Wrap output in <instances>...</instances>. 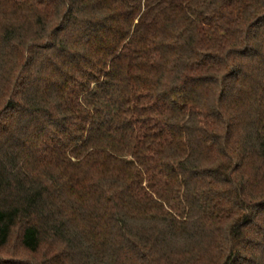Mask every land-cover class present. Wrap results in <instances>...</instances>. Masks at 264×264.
<instances>
[{
  "label": "trees",
  "instance_id": "1",
  "mask_svg": "<svg viewBox=\"0 0 264 264\" xmlns=\"http://www.w3.org/2000/svg\"><path fill=\"white\" fill-rule=\"evenodd\" d=\"M0 264H264V0H0Z\"/></svg>",
  "mask_w": 264,
  "mask_h": 264
}]
</instances>
